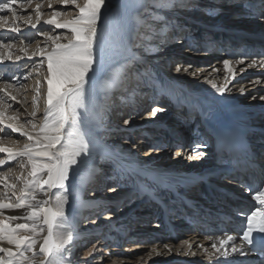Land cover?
<instances>
[{
  "label": "bare ground",
  "instance_id": "1",
  "mask_svg": "<svg viewBox=\"0 0 264 264\" xmlns=\"http://www.w3.org/2000/svg\"><path fill=\"white\" fill-rule=\"evenodd\" d=\"M2 1L4 2V0H0V2ZM144 1L146 0H108L111 10L110 20L120 31V34L123 35V39L125 37L127 41H125L124 39L123 44L112 41L108 42V54L105 62V71L102 73H98L97 75L101 78L99 80L101 90L99 94L96 92L92 93L93 101L89 105L90 115L83 125L84 131L88 134V138L92 143V152L91 155H89L84 160V162L81 163L80 168L77 171L76 179H73L71 182L73 185L72 190H70L72 196L70 203L66 205V214L69 217L71 229L75 236L73 244H76V246L74 247H77V245L80 244L81 239L78 238V236H80L78 234L79 228H76L78 218L89 215L99 218L102 217L103 219L99 221L100 223H98V225L95 224L97 222L96 220H98L99 218H96L95 221L84 223L85 225L83 224L84 226L81 227L83 230L81 232V236H83V238L90 236V233L92 231H100L102 233L103 229V233L105 232V235L107 233V236H109L110 234H108V230H112L115 232L114 235H116V237L122 238L121 240L125 239L128 241L127 244L132 245L131 242L135 234L138 238H140V235L145 234L144 236L146 237L147 241L142 243L140 247H134L141 248L143 250H146L147 252L150 250V252L146 257H135L132 260V263L143 264V262H146L145 264H148V262L152 261L153 256L157 255L161 256V258L164 257V260L166 261L163 264H214V260L216 258H213V261H209L207 254L203 251L204 248H207L209 251H211V241L207 240L206 237H203L202 233L199 232V229H189L186 231L187 225L181 217L182 215L189 213L190 209L185 205H182V203L181 207L183 212H179L178 215L175 216L178 218L173 220V226L171 227L172 229H174V238L171 237L168 231H164L167 225H165L164 223L161 224L159 222V218L161 219L165 216H173L176 211L173 209V207L169 210L165 206V211L161 215H158V212H160V210L158 204L154 201L155 198H163L165 200L164 203L170 205L173 204L174 201H179L181 199L175 196L169 197V195L165 192V189L157 185V181L163 180L174 186L178 185L177 189H179V187L185 183L187 184L185 190L187 192H194V194L196 195H194V198L197 200H201V197H199L198 193L203 190V192L208 194V190L204 187L202 189L200 183H196L195 176L205 177L212 181H217L218 179L224 177L223 174H218L217 172V170L221 168V165L216 161L219 160V158H222L224 160L225 157H223L222 152L218 151L219 142L215 139V137L218 134L217 131H220L225 125L241 127L246 133V138L251 142L252 149L255 150L254 153L256 155V159L264 162V157H261L260 154L258 155V152L264 153V134L263 132H257V129L259 128L264 129V115L262 113V111L264 110V101L259 100L261 97L259 96L260 89L262 86H264V68L252 66L251 68H255L256 70H258V78L249 80L245 83H240V81L238 80V75L241 73L240 68L249 67L252 60H250L248 56L245 57V59H241L243 60V63H236L238 60H232L235 56H237L236 52H241L239 54H242V56H246L248 54L252 55L251 52H255L256 47H261L264 50V38L261 39V37H254L252 34H245L244 32H239L236 35L234 33V29H230V31H232L235 36L221 35L214 41L209 39L203 40L205 41L206 46H212L213 49H216L219 46L220 50H216L215 52L209 51L205 54H199L191 51V54L195 56L199 55L201 57H212V66L205 65L204 63L195 64L193 62L196 61L193 57L183 59L184 56L182 57L181 55H171V57H169L171 58V61L169 62V64H167L169 65L167 67L169 69H172L169 71L168 68H165L166 64L162 65V56H169L168 52L170 50L175 49V53H177V49L182 51V44L187 45L189 44V42H191V38L188 35H191V29H193L194 27H191V25L187 24H185V27H181L182 24L177 25L176 23L174 30L163 29V31H161L162 28H165L164 26L168 25L167 22H162L160 23L161 25L159 24V27L156 30V21L151 19V17L155 19L153 9L157 10L159 8L153 7L151 4L147 5L146 2L144 4ZM163 1L167 4H171L176 1L177 4L186 5L183 6V9H186L187 12L190 11L191 14L195 15L194 18H198L199 16V21L202 15L207 16V14H203V12L205 11L204 2L195 3L191 0ZM246 1L248 0H235L231 2L228 1L225 4H222V2L220 1L216 3L211 1V3L208 5V8H214L215 10H217L218 8H220L218 4L226 7L225 10H223L224 13H222L219 17L214 18L215 23L218 21L227 25H233L229 23L238 25L243 23L246 25H250V27L254 26L255 29H257L259 28L260 24H264V22H262L263 19H261V14L264 13V0H250L253 1V3H246ZM37 2L38 1H33L32 7L27 9L31 11L33 19L35 18V13L32 11V9ZM79 2L82 3L83 0H79ZM43 3L44 7L42 8V12L44 14V17H47L49 14L48 11H50V9H48L46 1H43ZM150 3H154V1L152 0L150 1ZM56 5L58 4H54L53 7H55ZM146 7H151V9H146ZM248 7H254L260 13L257 12V15L248 13ZM176 8L181 10L180 7ZM127 9H129L130 14L132 15V19L124 23L127 26V31H124L125 29H119L122 23V19H119V15L122 12H126ZM19 10L21 11L20 8ZM220 10H222V8H220ZM76 11L77 10L73 11L72 15H74ZM6 12L7 11H4L3 13H0V15H4L5 17H7V24H11V13L8 12V14L6 15ZM138 13L142 15L145 23L149 25V27L143 28L142 31L144 33L146 32L155 34V36H158L162 41L165 42V44H170L171 49H161L163 51L158 52L160 51V49L152 51H138L137 48H131L128 42V35L132 34V30L134 31L137 28L136 17ZM259 21L261 22L260 24ZM20 27L22 29V34L12 33L8 30L7 27H5L4 29H0V40H2L5 44L11 43L13 45L11 49L13 56L23 57V54L20 52V47L22 46L20 43L21 40L25 41V46H27L30 53L36 47V44L38 42L40 44L41 42L44 43V38L40 36L37 37L38 35H34V32L42 31L44 27L48 28V31L52 30L51 26L43 24L38 26V29H30L27 25L20 22ZM101 28L102 30L104 29L103 24H101ZM211 29H213V27ZM59 30L60 29H57L55 31L58 33ZM259 30L256 31L257 34H264V32ZM212 31H214V29ZM172 33H177V37H183V39L177 40L176 38L167 40L171 37ZM32 38H35L36 40L35 42L31 43L30 40ZM166 40L169 43H167ZM152 43L157 46L165 47V45L160 43V41H152ZM237 46L242 47L237 50V48H239ZM246 47H248L247 51L245 49L243 50V48ZM222 48L225 50L227 49L229 52L232 51L236 53L229 55V57L227 58L231 62L230 68H232V71L235 73V77L234 79L229 81L228 87L230 90L224 93L218 92L211 86V84L208 83L209 80H212L217 85L223 84L225 81V76L231 75V73L226 72L222 62L218 60V58H220V56H222L223 54L220 53V51L223 50ZM0 51L5 50L0 49ZM153 51L155 53H153ZM183 52L188 53L190 51L183 50ZM145 53L147 54V56H154V58L150 61H144L143 55ZM255 53L256 54L253 56H257L256 59L259 60L258 58L261 59L264 51L262 54H259V52ZM158 54H161V56L157 57ZM158 60H161L159 61L160 63L158 62ZM190 60L192 61L191 63H189ZM36 61V58H33L31 61H29L27 57H23L21 62H0V72L1 70H3V72H5L8 76L12 75V77H16V79L11 82L12 85L15 82H18L17 88L15 85L8 89L9 92L17 97V101L13 102L10 99L6 98V102L12 104V107L8 110L7 114L17 115L19 117L17 123L24 124V126L29 129L30 125L27 124V121L33 118L30 117L28 113L32 111V97L36 95L35 88L37 79L41 80L39 107L37 116L34 119V122L37 125H39L40 121L43 119L44 93L47 87L46 83L43 82L42 75L37 76V74L33 71V64H35ZM154 64L161 65L163 68H160L159 66L153 67ZM178 66L180 67L181 71L173 74V69H177ZM121 67H124L125 70L118 86L112 87L110 90H107L104 83L105 80L109 78V74L111 72L118 71ZM184 69H187V71H185ZM29 73H31V75H29ZM3 76H5V74H3ZM185 76H187V78L189 79L187 80ZM191 78H193L194 80L190 81ZM257 79H259L261 83H251V85L249 84L250 82H253ZM241 86H243L244 90L247 89L243 94L240 92ZM0 95H2V93H0ZM145 95L147 96L146 99ZM150 99L155 100V103L149 106L151 113H148L147 115H141L142 119L140 120H137L139 118L136 117L135 114V117L133 115V118L128 120L131 124H134L133 122L141 121L140 123H144V126L146 124L153 125L149 128V131L150 133L158 132L153 135V138L154 140H159L161 146L164 145V147H161V150H152V142L149 140H137L135 144H133L132 146L130 145L132 151H129L130 149L126 146L128 143L127 140L124 141V144L122 146L116 143L119 142L116 138H113L110 141L105 138L107 134L103 126L109 127L112 122L114 123V120H110L112 112L121 114V112L130 109L135 113L139 108L147 107ZM153 108H159L161 109V111H158L157 113L153 112ZM96 114H99V119L95 118ZM131 116L129 115L128 117L130 118ZM114 117L117 118V115H114ZM105 120L110 122V124H105ZM187 121H191L192 123V125L190 124L191 126H189L191 132H189V130L187 131L189 133L193 132L194 136L198 137V139H202V141L201 143H196V145L193 147H185L186 150L181 151V156H183L184 153L186 154V152L196 154L192 159H189V156L185 157L184 161L186 165L184 166L191 168L188 171H184V166L180 165L181 168L180 166L178 167V163L176 160L167 159L165 157L170 154V149H173V147L176 146V141L174 139L171 140V137H174V135L170 134L169 126H172L173 129L176 128L177 130L178 125L176 124L178 123L182 125L179 129H182L185 128L183 125ZM204 122H206L205 125ZM119 123L125 124L121 123L120 121ZM194 123H199L200 126L196 129L194 128ZM133 131L134 130L132 129V127L129 130V127L127 125V129L123 132H120V134H124L128 139H131L132 137L138 138L140 131L135 130L136 136H134ZM167 134H169L170 136L168 137ZM121 135H118V138H123ZM0 137H2V139H0V143L7 147H21L23 144L27 143V139L25 137L21 136L18 133L11 132L10 129H6L3 133H0ZM177 140L179 143H181L180 138H177ZM166 143L168 144V147H166ZM197 146L199 147L197 148ZM198 152H204L205 155L200 157L199 155H197ZM160 153L163 154V158L161 157V162L149 161H153L154 158H156V156ZM212 153H214L213 156ZM150 154H152L153 157L151 159H148L147 157H149ZM3 158H5V154H0V159ZM169 158H171V156ZM92 160H96L97 163L99 162L98 164H100L102 160H105V165L108 168L112 169V171H117L119 173L120 179L121 177H123L124 179H126V182L130 184L128 188L132 192L131 195H135V201H141L142 204H144V207H146V210H156V217L158 218V221L152 222V227L147 228L139 222V224L131 228L132 230L128 233L127 229L131 225L133 226V223L135 221L133 220L131 222H128V220H130V217H125L124 219H122V221H118V215H120L119 213H122L123 210H119V212H117L118 208H116V200H103L101 199V194L96 195V191L88 193L89 199L82 198L83 196H81V194L83 188L86 187L90 189L93 186L92 184H90V180H92V178L88 179L89 175L92 174L91 171L94 167V162L92 163ZM179 161L181 160L179 159ZM17 162L19 161L17 160ZM211 162L212 164L209 165V163ZM4 166H0V169ZM166 171L169 173L171 180H173L177 185L169 182V180L158 178L159 176H164V174L168 175ZM261 171H263V168L260 169V173ZM20 172L21 169L14 170L10 174V178L7 181L8 183L17 184V190L19 188V182L16 181L15 177L19 175ZM236 176V173H233V175L227 177V180H225L227 181V183L220 184V186L223 188H221L220 186L218 187L221 190L212 189L211 191H209V194L211 193L216 201H221V198H224V200L221 201L220 206L223 205L222 202L228 204L231 203V200L226 196V192L232 191L229 189H224V187L231 188L235 186L236 188H239L237 184H234V180H230L232 179V177ZM261 176H264V174ZM82 178L84 180L83 183L81 182ZM96 188L98 189L99 186H97ZM0 191H4L2 185H0ZM152 194H155L156 196ZM236 195H238L237 191ZM39 198L43 199L44 196L40 195ZM238 201L243 200L239 199ZM193 204L195 205V203ZM195 207L196 208L194 209H199L197 208V205H195ZM108 209H112L113 211L106 215H100L102 211L104 212V210ZM22 214L23 213L21 210H5V215L21 216ZM123 214L126 215L127 213L123 212ZM201 219L204 218L201 217ZM92 220H94V218ZM102 221L106 222L107 225L101 226ZM18 222L23 223L24 221L21 220ZM141 222H144V220H142ZM228 224H231V222H229ZM135 229H141V231H136ZM184 232L189 233H185L183 235L188 238L180 240L177 244L174 243L177 240V235L182 236ZM234 243L237 246L236 241H234ZM189 244H191V248H189ZM3 246L8 247L9 245L4 243ZM231 246L232 245L230 243L228 245L229 250L231 249ZM72 248L73 246L71 247V249ZM191 253H195V255H192ZM63 255L67 258L66 264H71L74 262L73 260L76 259V257L70 259L68 255L65 254V252ZM170 256H173L172 259ZM181 257H183L184 260L180 261L179 259ZM37 259H42V257L38 256ZM130 262V260L125 258H121L120 260V264H128Z\"/></svg>",
  "mask_w": 264,
  "mask_h": 264
},
{
  "label": "snow or ice",
  "instance_id": "2",
  "mask_svg": "<svg viewBox=\"0 0 264 264\" xmlns=\"http://www.w3.org/2000/svg\"><path fill=\"white\" fill-rule=\"evenodd\" d=\"M19 3L21 11L32 7L33 0H4L0 2V13H11V24H7V17L0 15V29L5 27L12 33L22 34L20 21L30 29H38L41 24L51 26V31H38L44 38L43 46L38 42L29 53L25 41L21 40L20 52L29 61L38 58L33 64V71L37 76L42 75L46 83L44 93L43 119L39 125L34 122L39 107L41 80L37 79L35 92L32 97V111L28 113L30 119L27 124L17 123V115H8L13 102L17 97L8 91L12 84L0 86V133L10 129L27 139L21 147H7L0 143V166L10 161H19L21 172L15 177L17 184L8 183L12 169L0 171V264H66L67 258L63 255L69 250L75 236L71 223L66 214V205L70 203L72 193L69 191L72 180L75 178L81 163L91 155L92 143L84 131V122L90 115L88 97L90 89L95 85L98 73L105 71V62L108 54L106 32L110 26L111 10L108 0H46L50 12L44 17L43 0L35 3L31 13L26 16L18 14L15 5ZM73 5L76 12L71 17L53 5ZM183 7L182 4H156L153 7ZM264 19V13L261 14ZM137 30L147 28L141 14L136 17ZM101 24L104 25L102 30ZM66 30L71 35L57 33L55 30ZM143 38V37H141ZM151 39V37H148ZM65 41V42H62ZM11 43L5 44L0 40V62H21L22 56H13ZM236 63H243L238 60ZM226 72L223 84L217 85L214 81L208 83L220 93L229 91V81L234 79L235 73L230 68V61H223ZM264 68V54L261 59H253L249 67ZM124 67L109 74L105 80V87L110 90L118 86L124 74ZM177 72L181 69L178 66ZM187 71V69H184ZM215 71V69H214ZM240 68V72H244ZM31 75V73H29ZM13 80L16 77H12ZM259 84V79L253 81ZM240 92L244 93L241 86ZM264 101V96L260 97ZM153 112L161 111L153 108ZM99 119V114L95 115ZM125 125L130 123L124 121ZM2 139V137H0ZM199 146H197L198 148ZM195 150V149H194ZM197 155L204 156V152ZM26 170V171H25ZM95 170L89 175L92 178ZM82 183L84 182L82 178ZM245 191L256 202L250 209H241L242 231L239 237L224 232L222 235L208 236L211 241V251L204 248L209 261L216 258L214 264H228L232 254L245 256L247 251H257L264 255V188L257 186L245 187ZM43 195L44 198H39ZM5 210H21V216L5 215ZM24 221L20 223L18 221ZM239 238L241 244L236 246L234 241ZM6 243L8 247H4ZM231 243V249L228 245ZM95 247V246H93ZM167 247V246H165ZM191 248V244H189ZM38 249V251H37ZM91 251V250H90ZM195 255V253H191ZM40 256L42 259H37Z\"/></svg>",
  "mask_w": 264,
  "mask_h": 264
},
{
  "label": "rangeland",
  "instance_id": "3",
  "mask_svg": "<svg viewBox=\"0 0 264 264\" xmlns=\"http://www.w3.org/2000/svg\"><path fill=\"white\" fill-rule=\"evenodd\" d=\"M33 1L41 2V0H33ZM43 1H46V0H43ZM150 1H152V0L144 1V4H145V2L147 3V5L151 4L152 6L156 5V4H162V5L167 4L163 0H159V1L153 0L154 3H150ZM191 1H193L195 3L204 2L205 11L203 12V14L204 15L207 14V16L202 15L200 17V21H199V16H198V18H194L195 15L191 14L190 11L187 12L186 9H183L184 7H180L181 10H179L176 7H172V6L162 7V8H159L157 10L153 9L155 19L153 17H151V19L156 21V27H155L156 30L159 27V24L162 22H167L168 25L164 26L165 28H162V29L160 27L161 31H163V29H167V30L173 29L174 30L176 23H177V25L182 24L181 27H185L186 26L185 24L191 25V27L192 26L194 27L193 29H191L192 30L191 35H188L191 38V42H189V44H187V45L182 44V46H181L183 48L182 51L177 49L176 50L177 53H175L174 52L175 49L170 50L168 52L169 56L168 55H167V57H165L166 55L162 56V61L158 60V62L159 61L162 62V65L166 64L165 68H168L167 66H169L167 64H169V62L171 61L170 60L171 58H169V57H171V55H181L182 57L184 56L183 59L193 57V58H195L194 60L196 61V62H193L195 64L204 63L205 65H211L212 66V62H211L212 57H209V56L201 57L199 55L195 56V55L191 54V51H193L195 53H199V54H205L209 51L215 52L216 50L217 51L220 50L219 46L216 49H213L212 46H206L205 41H203L205 39H209V40L214 41L217 37H219L221 35L235 36V34L237 35V33H239V32H244L245 34H252L254 37H259V38L261 37V39L264 38V34H257L256 33V31H258L259 29H260L259 31L264 32V24H260L261 23L260 21H259L260 26L257 29H255L254 26L250 27V25H246L243 23H241L239 25L234 24V23H229V24H233V25H227V24L221 23L220 21L215 23L214 18L219 17L222 13H224L223 10H225L226 7L218 4V6H220V8H222V10H220V8H218L217 10H215L214 8H208V5L211 3V1H213L215 3L220 1V2H222V4H225L228 1L231 2V1H235V0H226V1H224V0H210V1H207V0H191ZM20 2H24V0H20ZM247 2L253 3V1H250V0L246 1V3ZM173 4H177V2L174 1V3L167 4V5H173ZM15 7L17 9L18 14L21 16H26L29 13H31L30 10L20 11L19 10V3L17 5H15ZM54 8H57V9L65 12L67 14V17L72 16V12L76 10L73 5H67V6L56 5ZM146 9H151V7H146ZM247 9H248V13H251L253 15H257L256 13L258 11L256 10V8H254V7L249 8L248 7ZM49 12L50 11H48V13ZM258 13H260V12H258ZM5 14L7 15L8 12H6ZM164 14H166V15H164ZM119 19H122V23H121V26L119 27V29L120 30L125 29L124 31H127V26L124 23L126 21H130L132 19V15L130 14L129 9H127L126 12H122L119 15ZM20 22L23 23V21H20ZM262 22H264V19L262 20ZM109 23H110V26L108 27L107 32H106L107 42L112 41V42H118V43L123 44L124 39H125V41H127V39L125 37L123 39V37H122L123 35L120 34V31L114 26V24L111 20ZM212 27H213L214 31H212L213 30V29H211ZM142 29L143 28H141L138 31L136 28L134 31L132 30V34L128 35V42H129V45L131 46L132 49L137 48L138 51H143V50L152 51V50H159L160 49V51H158V52H162L163 50H161V49H171L170 44H165V42L162 41L158 36H155V34H150V33H146V32L144 33L142 31ZM230 29H234L235 34H233L232 31H230ZM249 29H251V30H249ZM42 31H48V28L44 27V29H42ZM37 32L38 31H35L34 35L37 36L38 35ZM58 33H63L64 35H69V36L71 35V33L67 32L66 30H59ZM37 37H39V35ZM141 37H143V38H141ZM148 37H151V39H148ZM176 38H177V40L183 39V37L182 38L177 37V33L176 34L172 33L171 37L167 40L176 39ZM35 40H36L35 38H32L30 40V42L31 43L35 42ZM152 41H160V43L164 44L165 47L154 45L152 43ZM156 43H159V42H156ZM167 43H169V42L167 41ZM40 45L43 46V43L41 42ZM237 47H239V48H237ZM237 47H236L237 50H239L240 47H242V46H237ZM183 50H185V51L188 50L190 52L185 53V52H183ZM224 50L225 49L220 51V53H223L224 55L222 54V56H220V58H218V60H220L222 62V64H223L224 60H228L227 58L229 57L230 53L232 52V51L229 52L227 49L225 51ZM153 53H155V52L153 51ZM236 53L235 54L237 56H235L234 59H232L233 61L245 59V57H247V56L249 57L250 60H253L254 58L256 59V57H257V56L256 57L253 56V55H255V52H251L252 55L248 54L246 56H244V55L242 56V54H239L241 52H239V53L236 52ZM158 56H161V54H158L157 57ZM217 56H219V55H217ZM241 56H242V58H241ZM153 58H154V56H147L146 53L143 55L144 61H147V60L150 61ZM36 59H38V58H36ZM198 59H203V60H198ZM258 59H260V58H258ZM7 62H11V61H7ZM191 62L192 61L190 60L189 63H191ZM158 64H154L153 67L159 66L160 68H163L161 65H158ZM244 69H245V71L243 73L241 72L238 75V80L240 81V83L241 82L245 83V82H248L249 80H253V79L258 78L259 72L255 68L245 67ZM168 70L170 71L172 69L168 68ZM173 71H174V72H172L173 74L177 73V70L175 68L173 69ZM3 74H5V76H3ZM185 78L187 80L189 79V78H187V76H185ZM100 79H101L100 76H97V80H96L95 85L89 91L88 107H89L90 103L93 101L92 100V93L96 92L99 94V92L101 90L100 84H99ZM192 80H194V79L191 78L190 81H192ZM11 82H13L12 75L8 76L5 72H3V70H1V72H0V86H3L5 83L11 84ZM251 83L252 82H250L249 84L251 85ZM15 85L17 88L18 82H15L13 84V86H15ZM177 86H178V84H177ZM246 90L247 89H245L244 91H246ZM259 93H260L259 96H264V86L261 87ZM146 97L147 96L145 95V99H146ZM154 103H155V100L150 99L147 107H141L138 110H136V112H138V113H136V112L134 113L130 109H127L124 112H121V114L112 112L111 113L112 116H110V120H112V121L114 120V123L112 122V124H110V122L105 120V122H106L105 124L108 123V124H110V126L109 127L103 126V128L107 134L105 138L108 139V141L112 140L113 138H116L119 141L116 143H118L122 146L124 144V141L127 140L128 143H127V145L126 144L125 145L130 149L129 151H132L131 146L133 144H135V142L137 140H147V141L149 140L152 142V144H151L152 150H154V151L157 149L161 150V147H164V145L161 146L160 141L156 140V139L154 140V138H153V135L155 133H158V132H154V133L151 132L150 133V131H149V128L153 125H147L146 124L144 126V123H140L141 121H137V120L142 119L141 115H147L148 113H151L149 106L153 105ZM262 113L264 115V110L262 111ZM135 114H136V117H138L139 119L136 120L137 122H133L134 124H131V123L128 124V127H129V130L132 127V129L134 130L133 131L134 136H136L135 130H138L140 132H139L138 138L132 137L131 139L130 138L128 139L124 134L123 135L120 134V132H123L127 129V125L120 124L119 121L121 123H124L125 119H127V120L132 119L133 115L135 117ZM114 115H117V118H115ZM129 115L130 116L132 115V116L129 118L128 117ZM205 123L206 122H204V125H205ZM190 124L192 125L191 121H187L183 125L185 128L179 129L182 125L177 123L176 124V125H178L177 130H176V128L173 129L172 126H169L170 127V129H169L170 134L174 135V137H171V140L174 139L176 141V146H174L173 149H170V151H169L170 154H168L165 158L176 160L178 163V167L180 165L181 166L186 165V163L184 161L186 156H189V159H192L193 156L196 155L194 153H187L186 152V154L184 153L185 155L183 154V156H181V153H182L181 151L186 150L185 147H188V148L193 147L196 145V143H198V142L201 143V141H202V139H198V137L194 136L193 132L189 133V132H191L190 127H189V126H191ZM193 125H194V128H196V129L200 126L199 123H196V124L194 123ZM184 129H186V130H184ZM187 130H189V132ZM196 133H199V132H196ZM259 133H261V132H259ZM118 135H121L123 138H121V137L118 138ZM167 135H168V137L170 136L169 134H167ZM177 138H180L181 143L178 142ZM182 142H183V144H182ZM114 143H115V141H114ZM166 147H168V144L166 145ZM213 155H214V153H212V156ZM162 156H163V154L160 153L156 156V158H154L153 161L152 160H149V161L150 162H154V161H156V162L160 161L161 162ZM170 156H171V158H169ZM152 157H153V155L150 154V156L147 158L151 159ZM167 159H165V160H167ZM179 159L181 161H179ZM95 161L92 160V163L94 162V167H93L91 173L93 172V170H95V173L92 176V180H90V182H91L90 184H92L93 186L90 189L86 188V187L83 188L82 194H81V196H83L82 198L83 199H89L88 193L96 191V195L101 194V197H102L101 199H103V200H105V199L116 200L117 201V207L116 208H118L117 212H119V210L120 211L123 210V212L127 213L126 215H124L123 212L119 213L120 215H118V221L119 220L122 221V219H124L125 217H128V218L130 217V220H128V222H131L133 220L135 221L133 223L134 224L133 226L132 225L130 226L128 224L130 226L127 229L128 233H129V231L132 230L131 228L135 227L137 224H139V222H140V224H142L143 226H145L147 228L152 227L151 223L158 221L157 220L158 218L156 217V210L155 209L152 211H149V209L146 210V207H144V204H142L141 201H139V202L135 201V195L132 196L131 195L132 192L128 188V186H130V184H128L126 182V179H124L123 177H121V179H120L119 173L117 171H115V170L112 171V169L108 168L105 165L106 164L105 160H102L100 162V164H98L99 162L97 163V161L95 163ZM211 164H212V162L209 163V165H211ZM18 165H19V162H17V161H10V162H8V164H6L0 170L1 171H7L9 168H11L14 171V170L20 169ZM181 166H180V168H181ZM190 168L191 167L184 166V169H185L184 171H188V170H190ZM208 168H210V167H208ZM178 172H181V171H178ZM203 174H205V173H203ZM76 177H77V174H76L74 179H76ZM158 178L169 180V182L174 183V181L171 180L169 173H168V175L164 174V176H159ZM225 180H227V178H223V179L219 180L218 185L220 186V184H222V183H227V181H225ZM175 185H177V184H175ZM97 186H99L98 189L96 188ZM72 188L73 187H71L69 189V191L72 190ZM224 188H228V187H224ZM161 200L164 201L163 198ZM135 209H136V211H135ZM112 211H113L112 209L104 210V212L102 211V213H100V215H106ZM175 216L172 217V219H170V222H171L170 224H172V225H173V220L178 218ZM93 218H94V220H92ZM96 218H99V217H93V216L85 215V216L78 218V220H77L78 223L76 224V226H77L76 228H79L78 230L80 233L78 232V230H77V232L80 235V236H78V238H81L80 244L77 245V247H74V246H76V244L74 245L72 243L73 245L71 244L69 246V250L65 251V254L68 255V257L70 259H72L73 257H76V259L73 260L74 262L71 264H120L121 258H125V259L130 260L131 262L128 264H140V263H132V260L135 257H146L147 254L150 252V250L147 252L146 250H143L141 248H137V247H140V245L142 243L147 241L146 237L144 236L145 234L140 235V238L136 237V234H135L133 236V239L131 242L132 245L127 244L128 243L127 240H125V239L121 240L122 238L116 237V235H114L115 232L112 230H108V229H107L108 234H110L109 236H107V233H106V235H105V232L103 233V231H104V229H103L102 233L100 231H98V232L92 231L93 233L91 232L90 236L83 238V236H81L82 235L81 232L83 231L81 227L85 225L84 223H88L89 221L90 222L95 221ZM101 219H103V218L101 217L98 220H96L97 222L95 225H98V223H100L99 221ZM142 220H144V222H141ZM106 225H107V223L102 221L101 226H106ZM95 227H97V226H95ZM102 228H104V227H102ZM189 229L190 228H187L186 231ZM142 230H144V229H142ZM148 230H151V229H148ZM136 231H141V229L140 230L137 229ZM185 233H187V232H184L182 234V236L177 235V240L174 243L177 244L180 240L187 239L188 237L183 236ZM187 234H189V233H187ZM72 246H73V248L71 249ZM93 246H95V247H93ZM134 246H137V247H134ZM170 257L172 259L173 256H170ZM177 258H179V257H177ZM166 259H167V257H166ZM117 260H118V262H117ZM179 260L180 261L184 260V258L181 257ZM165 261L166 260H164V257L161 258V256L155 255V256H153L152 261L148 262V264H163ZM145 263L146 262H143V264H145Z\"/></svg>",
  "mask_w": 264,
  "mask_h": 264
}]
</instances>
